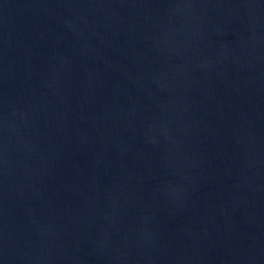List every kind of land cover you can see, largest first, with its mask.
I'll return each instance as SVG.
<instances>
[{
	"label": "water",
	"instance_id": "95a60500",
	"mask_svg": "<svg viewBox=\"0 0 264 264\" xmlns=\"http://www.w3.org/2000/svg\"><path fill=\"white\" fill-rule=\"evenodd\" d=\"M0 264H264V0H0Z\"/></svg>",
	"mask_w": 264,
	"mask_h": 264
}]
</instances>
